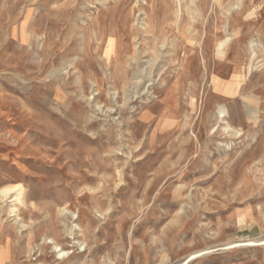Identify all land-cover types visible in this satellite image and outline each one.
<instances>
[{
	"label": "rangeland",
	"instance_id": "374dc122",
	"mask_svg": "<svg viewBox=\"0 0 264 264\" xmlns=\"http://www.w3.org/2000/svg\"><path fill=\"white\" fill-rule=\"evenodd\" d=\"M0 8L4 264H264V0Z\"/></svg>",
	"mask_w": 264,
	"mask_h": 264
},
{
	"label": "bare ground",
	"instance_id": "6f19581e",
	"mask_svg": "<svg viewBox=\"0 0 264 264\" xmlns=\"http://www.w3.org/2000/svg\"><path fill=\"white\" fill-rule=\"evenodd\" d=\"M4 2V1H3ZM17 2V1H16ZM15 3V2H14ZM5 4V3H4ZM7 5V4H6ZM12 6V5H10ZM4 7V6H3ZM9 7V6H8ZM1 9V8H0ZM35 19V18H34ZM6 28V27H5ZM2 30V29H1ZM97 35V34H96ZM114 57V56H113ZM16 137V136H14ZM18 154V153H17ZM24 160V159H23ZM22 161V160H21ZM22 191L23 188L20 185L14 186V187H5L3 189L0 190V199H4L7 196H9L11 193L14 192L15 194V201L16 203L18 202V204H22ZM10 197V196H9ZM14 199V197H13ZM12 199V201H13ZM15 213V212H14ZM251 242V241H250ZM49 244V243H48ZM240 246V245H239ZM8 258V251L7 248H0V264H4V262L6 261V259Z\"/></svg>",
	"mask_w": 264,
	"mask_h": 264
}]
</instances>
